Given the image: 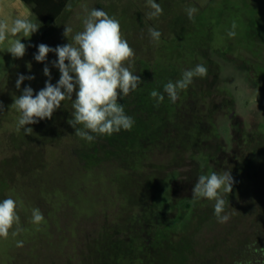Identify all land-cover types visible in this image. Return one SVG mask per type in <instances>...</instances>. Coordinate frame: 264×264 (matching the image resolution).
<instances>
[{"label":"rangeland","instance_id":"1","mask_svg":"<svg viewBox=\"0 0 264 264\" xmlns=\"http://www.w3.org/2000/svg\"><path fill=\"white\" fill-rule=\"evenodd\" d=\"M156 2L163 14L148 19L147 0H73L50 27L31 16L41 25L36 33L0 42V201L17 202L24 229L0 238V264H240L264 237V0ZM189 7L198 9L194 20ZM93 8L120 22L135 51L132 71L142 84L118 99L134 126L88 142L67 123L73 108L65 100L25 135L14 99L45 86V66L52 84L60 78L54 52L34 59L38 45L72 42ZM149 27L162 33L159 42ZM16 39L27 46L18 59L7 52ZM197 64L206 77L155 107L150 92L163 93ZM19 75L35 79L17 89ZM214 171L234 179L223 195L225 223L214 201L192 199L199 175ZM35 208L44 215L39 225L31 222Z\"/></svg>","mask_w":264,"mask_h":264},{"label":"clouds","instance_id":"2","mask_svg":"<svg viewBox=\"0 0 264 264\" xmlns=\"http://www.w3.org/2000/svg\"><path fill=\"white\" fill-rule=\"evenodd\" d=\"M147 6L151 9L147 13L148 19L158 18L163 14V8L156 0H147ZM185 11L188 19L194 20L198 9L189 7ZM40 27L39 22L34 23L28 19L15 20L10 29L7 24L0 23V42L6 39L9 31L13 36L22 33L28 38ZM236 27V23L233 22L227 32L229 38L236 36ZM71 32L72 29L65 26L63 35L68 38ZM148 33L154 42H159L162 35L160 31L149 27ZM26 47L21 39H16L7 52L13 58H22L26 54ZM50 52L57 56L52 62L60 72L57 83L55 85L51 83L50 69L45 66L43 74L49 78L45 86L35 95L30 86L25 87L11 105L20 113L18 126L23 129L25 135L33 133V129L26 127L27 125L51 119L65 100L71 101L73 108L72 118L67 123L75 129V135L81 139L93 142L97 136H111L121 130L132 129L135 121L126 114L123 104L119 103L118 99L136 91L142 81L140 76L132 71L135 51L124 38L120 22L115 17L109 16L102 9L93 8L83 20V30L72 36V42L55 48L41 43L34 59L37 62H45ZM206 75L207 68L203 64L184 70L180 79L175 82L169 80L163 85V93L157 90L150 92V97L156 101L154 106L159 107L165 99L164 94L175 103L180 92L186 90L194 82V78H204ZM26 79L33 80L35 77L19 75L16 88L20 89ZM0 110H3L2 103ZM233 184L234 179L230 171L201 174L192 188V199L214 201V215L220 223H225L229 216L223 214L226 205L223 195L232 192ZM43 221V213L38 208L33 209L31 222L39 225ZM10 230H13L12 236L24 231L20 227L17 202L11 197L0 201V238L7 239ZM23 243L22 240H18L16 246L23 247Z\"/></svg>","mask_w":264,"mask_h":264},{"label":"trees","instance_id":"3","mask_svg":"<svg viewBox=\"0 0 264 264\" xmlns=\"http://www.w3.org/2000/svg\"><path fill=\"white\" fill-rule=\"evenodd\" d=\"M25 4L31 7L35 16L41 21L45 27L53 25L67 6L73 0H22ZM131 111L138 112L139 110L133 109ZM264 237L258 239L256 244L250 249L246 250L248 257L240 264H264ZM108 264V263H105Z\"/></svg>","mask_w":264,"mask_h":264},{"label":"crops","instance_id":"4","mask_svg":"<svg viewBox=\"0 0 264 264\" xmlns=\"http://www.w3.org/2000/svg\"><path fill=\"white\" fill-rule=\"evenodd\" d=\"M31 16H35V14L31 7L22 0H0V23L7 24L9 29L12 27L15 20H29ZM8 33L11 32L9 31ZM3 45V43H0V47Z\"/></svg>","mask_w":264,"mask_h":264}]
</instances>
